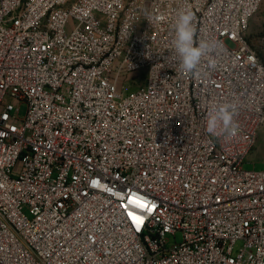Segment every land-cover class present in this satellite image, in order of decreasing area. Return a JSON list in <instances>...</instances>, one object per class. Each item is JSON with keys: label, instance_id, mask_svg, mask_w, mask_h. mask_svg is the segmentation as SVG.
Instances as JSON below:
<instances>
[{"label": "built area", "instance_id": "2783aa9c", "mask_svg": "<svg viewBox=\"0 0 264 264\" xmlns=\"http://www.w3.org/2000/svg\"><path fill=\"white\" fill-rule=\"evenodd\" d=\"M261 1L0 0V264H264V169L243 167ZM182 9L219 44L198 76L174 52ZM224 103L238 129L213 137Z\"/></svg>", "mask_w": 264, "mask_h": 264}, {"label": "clouds", "instance_id": "9594fccd", "mask_svg": "<svg viewBox=\"0 0 264 264\" xmlns=\"http://www.w3.org/2000/svg\"><path fill=\"white\" fill-rule=\"evenodd\" d=\"M194 13L190 9H182L172 25L174 32V52L179 60L182 72L191 76H198V67L204 57L211 56L218 50L216 40H196V26ZM215 68V62L210 64ZM238 106L224 103L212 106L207 115L206 129L213 137H232L236 134L238 125L235 120Z\"/></svg>", "mask_w": 264, "mask_h": 264}, {"label": "rangeland", "instance_id": "374dc122", "mask_svg": "<svg viewBox=\"0 0 264 264\" xmlns=\"http://www.w3.org/2000/svg\"><path fill=\"white\" fill-rule=\"evenodd\" d=\"M264 33V0L261 1L258 9L255 13L250 17L246 29L247 36L253 42L257 53L264 62V48L259 44L258 39ZM145 80V70H141L139 73H133L129 76L128 82L125 85L126 90L135 89L143 84ZM26 109L25 103L19 104L18 115L23 116ZM243 167L246 169H255L260 170L264 169V123L260 126L256 141L247 154L245 161L243 163ZM170 241L173 240V235H169ZM175 239H181V233L176 232ZM240 242L236 243V247L240 246Z\"/></svg>", "mask_w": 264, "mask_h": 264}, {"label": "trees", "instance_id": "16d2710c", "mask_svg": "<svg viewBox=\"0 0 264 264\" xmlns=\"http://www.w3.org/2000/svg\"><path fill=\"white\" fill-rule=\"evenodd\" d=\"M249 38V37H248ZM250 39V38H249ZM251 40V39H250ZM262 61V60H261ZM263 64H264V62H263Z\"/></svg>", "mask_w": 264, "mask_h": 264}]
</instances>
